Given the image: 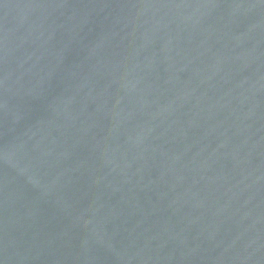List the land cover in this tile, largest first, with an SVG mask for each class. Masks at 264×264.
<instances>
[{
	"label": "water",
	"instance_id": "1",
	"mask_svg": "<svg viewBox=\"0 0 264 264\" xmlns=\"http://www.w3.org/2000/svg\"><path fill=\"white\" fill-rule=\"evenodd\" d=\"M0 264H264V0H0Z\"/></svg>",
	"mask_w": 264,
	"mask_h": 264
}]
</instances>
